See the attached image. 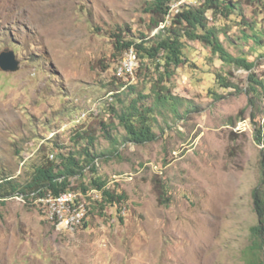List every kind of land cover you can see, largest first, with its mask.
Here are the masks:
<instances>
[{
  "label": "rangeland",
  "instance_id": "374dc122",
  "mask_svg": "<svg viewBox=\"0 0 264 264\" xmlns=\"http://www.w3.org/2000/svg\"><path fill=\"white\" fill-rule=\"evenodd\" d=\"M150 1L0 0V54L9 49L21 61L16 73L0 69V179L24 184L49 154L81 153L74 131L62 127L103 101L85 130L95 134L94 153L105 155L97 159L99 177L127 196L118 213L100 210L93 201L100 192L91 191L87 226L75 229L49 219L37 203L0 202V264H247L244 251L258 222L252 193L262 176V146L254 135L264 126V91H246L251 72L264 80V47L253 37H263L264 46V3L238 0L244 19L234 14L217 25L224 47L255 68L238 69L185 39L188 61L168 87L192 109L159 113L156 141L137 145L116 117L105 120L104 99L118 65L111 33L129 26L137 36L149 34ZM218 74L236 88L221 87ZM156 77V63L147 62L135 91L123 92L125 105L141 94L151 105ZM101 121L112 124L116 143ZM115 175L123 180L113 182ZM91 178L87 172L75 187Z\"/></svg>",
  "mask_w": 264,
  "mask_h": 264
},
{
  "label": "trees",
  "instance_id": "16d2710c",
  "mask_svg": "<svg viewBox=\"0 0 264 264\" xmlns=\"http://www.w3.org/2000/svg\"><path fill=\"white\" fill-rule=\"evenodd\" d=\"M249 1L264 3V0ZM169 2L170 0H151L148 2L145 13L150 16L149 34L141 33L137 36L129 26L111 33L115 64H118L126 51L134 48L139 54L141 65L137 74L143 71L147 62H155L159 75L156 77L152 88L155 95L154 102L146 106L149 96L145 94L139 95L136 99L131 100L128 105H125L126 103L122 99L123 92L126 89H129L128 93L135 91L134 86H127L123 80L116 76L110 84L109 89L115 94V102L106 108L105 114L107 113L109 118L105 120L111 119V115L116 117L118 125H121L125 130L127 141L137 145L156 141L157 133L154 130V119L159 113L169 111L173 115H178L182 107L186 108V111L192 109L190 101L173 95L170 87H168L175 76V71L188 61L184 53L185 39L203 43L224 63L238 69L252 71L256 66L246 57H234L224 47L220 39V29L217 25L221 20L230 18L234 14H237L240 19H244L241 3L238 0H201L199 6L186 8L177 15L165 32L152 37V33L165 19ZM243 37L250 39V35L245 33ZM253 37L256 39L257 45L264 47L263 37L258 35H253ZM217 81L225 89L236 88L235 84L221 74L217 75ZM248 82L249 87L246 91L248 94L260 95L261 91H264V80L259 79L256 73L251 72ZM212 94L218 97L214 92ZM116 103L121 104L122 109L116 110ZM245 113L246 109L241 112L238 119H244ZM85 123L73 132V141L77 146L81 145V153L49 154L47 162L37 166L29 180L24 184H20L16 178L0 179V202L4 203L10 198L22 195L31 204L49 194L56 197L70 191L87 194L92 190H97L100 192L99 199L89 198L87 201L93 200L100 210H106L107 207H117L118 213H120V207L125 205L127 196L107 187L108 182L99 177L97 159L105 155L94 153L96 137L94 133L85 130ZM100 125L105 131L106 138L112 143H116V139L112 135V124L101 121ZM254 140L262 146L260 153L262 176L259 186L252 193L258 222L250 229L251 244L244 251V258L247 264H264V126L255 128ZM42 149L41 147L40 151ZM52 154H56V161L50 159ZM87 172L92 176L90 184L81 183L80 186L75 187L76 180L83 179ZM89 208L90 205L88 210ZM86 222L85 219L84 226H87Z\"/></svg>",
  "mask_w": 264,
  "mask_h": 264
},
{
  "label": "built area",
  "instance_id": "2783aa9c",
  "mask_svg": "<svg viewBox=\"0 0 264 264\" xmlns=\"http://www.w3.org/2000/svg\"><path fill=\"white\" fill-rule=\"evenodd\" d=\"M201 4V0H170L168 3V12L165 16L164 21L161 25L152 33V37L165 32V30L171 26L174 18L181 14L184 9L190 7H197ZM140 59L137 51L132 48L125 52L123 57L120 59L116 69V77L123 80L127 86H131L136 81V75L140 68ZM115 94L109 93L107 98L104 100L112 104L115 102ZM103 101H98L90 109L79 113L70 122H67L63 127L62 131H74L86 122L87 118L97 113ZM90 119V118H89ZM239 129V128H238ZM56 133H53L51 137H54ZM50 159L53 161L57 160L56 154L50 155ZM162 169V168H161ZM123 175L114 176L113 182H121ZM127 180V178L125 179ZM107 187L110 188L108 183ZM93 191V190H92ZM97 191V190H95ZM98 192V191H97ZM91 196V191L86 193L70 191L63 193L60 196H52L51 194L41 197L35 203L39 204L43 209H46L48 218L52 221H57L58 224L75 229L83 226L84 220L88 214L87 199ZM18 199H24L22 195L16 196ZM15 197V198H16Z\"/></svg>",
  "mask_w": 264,
  "mask_h": 264
},
{
  "label": "water",
  "instance_id": "95a60500",
  "mask_svg": "<svg viewBox=\"0 0 264 264\" xmlns=\"http://www.w3.org/2000/svg\"><path fill=\"white\" fill-rule=\"evenodd\" d=\"M0 69L5 73H16L21 69V61L9 49L0 54Z\"/></svg>",
  "mask_w": 264,
  "mask_h": 264
}]
</instances>
